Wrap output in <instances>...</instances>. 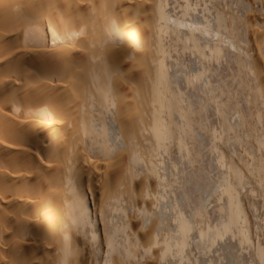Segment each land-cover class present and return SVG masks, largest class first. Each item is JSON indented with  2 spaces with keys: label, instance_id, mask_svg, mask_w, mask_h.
Instances as JSON below:
<instances>
[{
  "label": "bare ground",
  "instance_id": "1",
  "mask_svg": "<svg viewBox=\"0 0 264 264\" xmlns=\"http://www.w3.org/2000/svg\"><path fill=\"white\" fill-rule=\"evenodd\" d=\"M244 249L264 264V0H0V264Z\"/></svg>",
  "mask_w": 264,
  "mask_h": 264
},
{
  "label": "rangeland",
  "instance_id": "2",
  "mask_svg": "<svg viewBox=\"0 0 264 264\" xmlns=\"http://www.w3.org/2000/svg\"><path fill=\"white\" fill-rule=\"evenodd\" d=\"M215 171H216V170H215ZM251 249H252V248H251ZM243 251H244V253H246V256H247V257L249 256L248 258H249L250 261H251V260L254 261L253 264H255V262H256V264H259V263H257V262H259V261H258V260L256 261V258L254 257V255H253V257H254V259H253V257H252V254H253V253H252L251 251H249V250H247V249H246V250L244 249ZM241 252H242V251H241ZM250 252H251V253H250ZM218 253H219V251H218ZM248 253H250L251 255L248 254ZM216 255H218L217 252H216ZM250 256H251V257H250ZM252 261H251V262H252Z\"/></svg>",
  "mask_w": 264,
  "mask_h": 264
}]
</instances>
